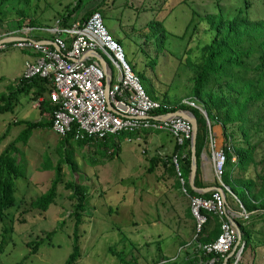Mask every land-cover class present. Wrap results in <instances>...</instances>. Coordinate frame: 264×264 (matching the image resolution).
<instances>
[{
	"label": "rangeland",
	"instance_id": "obj_1",
	"mask_svg": "<svg viewBox=\"0 0 264 264\" xmlns=\"http://www.w3.org/2000/svg\"><path fill=\"white\" fill-rule=\"evenodd\" d=\"M74 3L75 0L0 1V38L26 23L49 25ZM95 6L112 37L120 40L124 57L138 73L142 87L149 86L157 98L173 104L190 94L205 53L204 44L213 34L207 15L219 12L230 18L239 13L250 21L264 19V0H82L67 21L78 19ZM160 19L165 36L158 44L149 21ZM250 33L256 37L253 40L260 39L256 31ZM25 54L30 56V50L10 43L0 50V93L14 87ZM245 59L250 64L257 62L255 52ZM219 87L226 90L222 82L206 84V89L215 92ZM31 97L29 93L21 94L16 105L0 112V135L6 132L0 140V151L19 138L27 126L25 121L43 123L48 118L46 111L31 106ZM253 104L255 107L249 108L262 115L248 128L253 150L244 175L255 179L257 186L262 180L257 175L264 174V105ZM217 127L216 122L211 124L213 135ZM227 127L233 135L232 143L237 139L244 145L235 124ZM141 134L137 139L134 135L111 133L104 144L100 140L91 144L69 140V150L51 127L39 124L31 127L25 143L16 140L13 144L18 157L23 153L25 176L15 178L14 203L4 209L0 219V264L63 263L71 250L73 234V218L68 212L77 200L71 195L69 182L82 186L87 194L78 227L79 254L71 264H182L195 251L194 246L184 244V235L192 234V219L186 195L176 187L168 164L161 162L171 153L174 139L166 130L149 132L146 137ZM183 151L186 153V146ZM207 152L209 159L202 165L211 172L209 145ZM64 155L68 159L60 164L53 200L44 210L34 207L30 202L49 187L55 163ZM152 156L160 157V161L148 170ZM212 181H217L214 175ZM225 199L231 207L238 208L227 191ZM252 223L239 264H264V216L254 217ZM51 229L54 231L47 235ZM40 236L43 240L32 252ZM163 257L171 260L163 261Z\"/></svg>",
	"mask_w": 264,
	"mask_h": 264
},
{
	"label": "built area",
	"instance_id": "obj_2",
	"mask_svg": "<svg viewBox=\"0 0 264 264\" xmlns=\"http://www.w3.org/2000/svg\"><path fill=\"white\" fill-rule=\"evenodd\" d=\"M7 43L33 53L31 59L24 61L18 76L47 79L48 97L55 105L50 127L57 135L71 132L74 140H83L107 137L111 133H132L138 139L144 131L166 130L177 144L190 140V121L172 112L170 102L145 92L137 72L124 57L121 44L108 31L99 10L91 11L82 20L62 21L57 17L49 25L26 23L0 38V50ZM93 49L102 56V63L84 56ZM180 102L203 112L193 95L181 97ZM204 118L211 169L218 185L204 195L189 194L178 160L183 152L170 153L174 176L180 192L187 197L193 219L192 235L184 244L194 246L199 252L198 262L202 264H218V261L226 264L227 260L229 264H239L244 241L235 219L245 217L247 212L229 185L220 179L227 153L231 161L235 160L232 135L226 129L218 142L207 116ZM225 191L236 200L238 208L226 201ZM212 216L217 221L218 231L213 238L202 240L201 236L206 235L201 232L202 227ZM163 258V261L171 260Z\"/></svg>",
	"mask_w": 264,
	"mask_h": 264
},
{
	"label": "trees",
	"instance_id": "obj_3",
	"mask_svg": "<svg viewBox=\"0 0 264 264\" xmlns=\"http://www.w3.org/2000/svg\"><path fill=\"white\" fill-rule=\"evenodd\" d=\"M81 2L82 0H75L73 6L61 16V20L66 21L69 15L79 8ZM93 10H99V7L95 6L87 10V12L78 17V20L84 19ZM207 22L210 28L213 29V34L210 40L204 44L205 53L194 76L189 95H194L198 99L199 105L206 112L210 126L214 122H219L224 132V130L229 128L227 125L233 123L241 135V141L244 142V145H240L238 140L236 139L235 141L234 139L233 147L235 160L231 161L230 154L227 153L224 169L220 179L229 185L230 190L238 198L247 212L245 217L242 216L235 219L245 247L251 236L250 230L253 224L252 219L256 216H264V174L257 175V177L262 178L257 186L255 179L244 175V172L247 169V164L251 161L253 150V147L249 144L248 128L254 124V120L259 115H262L254 112V108L251 109L249 106L255 107L253 104L254 102H256L257 105H264V19L250 21L245 15H239V13L230 18H225L219 12H215L207 15ZM149 25H151L152 29L155 31V38L157 39L156 42L158 44L161 43V39L165 36L162 19L159 21L150 20ZM252 30L256 31L257 34L260 35V39L257 41L253 40L256 37L254 34L250 33ZM116 40L120 43L118 38ZM254 42H256L257 45L254 44ZM251 52H255L257 62L250 64L246 61L245 57H248ZM209 81L216 84L222 82V84L226 87V90L221 89V87H219L218 92L206 89V84ZM46 82L47 79L40 76H33L29 79H24L21 76H18V82L15 88H10L7 92L0 93V112L11 109L14 104L13 100L21 94H26L28 89L32 86L38 87L34 90V94H39L42 88L41 85ZM144 90L149 96L157 98L152 94L149 86L145 87ZM171 104L172 110L177 108H186L189 109L195 116L197 123L194 147L196 169L193 184L195 186H200L199 181L197 180L199 153L207 147V127L205 118L197 107L189 106L180 102V98L174 104ZM54 107L55 105L51 102L47 101L43 103L42 111H46L49 114L48 118L43 123H41L40 120L25 121L27 126L22 129L19 138L15 137V139H12V141H10V143H8V145L0 151V219H2L4 209L14 203L13 190L15 178L17 176H25V160L23 153L20 152V156L18 157L15 151L16 146L13 143L16 140H20L25 143L30 134L31 127L38 126L39 124L50 127V117ZM5 135L6 132H2L0 140ZM127 135L131 136V133H128ZM58 136L60 140L59 142H61L62 146H65L67 143V147L64 148L70 150L68 147L69 140H74L71 137V132ZM105 138L106 137L95 139L87 138L75 141L81 142V144L85 142L91 144L92 142L100 140L104 144ZM188 143V140H185L182 144L174 143L173 150L171 151H178L180 147L186 146V153H180L178 159L183 175H186L190 170V152ZM66 159H68V156L64 155L56 161L55 174L50 181L49 187L40 195L35 197L30 202L31 205L40 210H44L53 200L55 196L56 183L60 179V164ZM159 161L160 157H150L148 170H152ZM161 162L163 164H168V168L174 176L175 174L170 154L165 155ZM174 183L179 189L176 178ZM216 185H218V182ZM68 186L72 189L71 195L75 196L77 200L73 205V209L68 212V215L73 218L72 244L71 250L62 264H71L78 257V227L82 221V210L84 208L85 198L87 197L86 189L82 186H76L74 182H69ZM185 187L189 194L204 195L208 192L195 191L188 184L186 179ZM187 212L188 214L190 213L188 206ZM248 220H251L249 225L246 224ZM63 221L64 219L62 222ZM216 227V219L213 216L208 217L201 230V232H206V235H202L201 239L209 240L213 238L218 231ZM53 231L54 229H51L46 233L49 235ZM42 240L43 238L40 236L34 241L31 248L32 252L35 251L37 244ZM111 253L115 254L113 250H111ZM201 257L203 256L201 255ZM164 264L175 263L173 261H168ZM182 264L202 263L198 262V258L188 256L184 258ZM218 264H221L220 261H218ZM226 264H229V260L226 261Z\"/></svg>",
	"mask_w": 264,
	"mask_h": 264
},
{
	"label": "crops",
	"instance_id": "obj_4",
	"mask_svg": "<svg viewBox=\"0 0 264 264\" xmlns=\"http://www.w3.org/2000/svg\"><path fill=\"white\" fill-rule=\"evenodd\" d=\"M31 52V51H30ZM84 56H91L93 58H95L97 61H99L100 63L103 62V59L101 58L102 56L98 53L97 49H93V50H88L84 53ZM101 56V57H100ZM33 57V53L31 52V55L29 56L28 54H25V56L23 57V63L26 59H31ZM23 63L22 65L19 67V69L17 70L16 72V77H17V80L14 81V87L15 88L17 86V82H18V75L22 69V66H23ZM41 92L39 94H34V90L37 89L38 87H35V86H32L28 89V92L27 94H31L33 95V98L31 97L30 99H32V102H31V106L32 107H37L39 109V111L42 112V104L45 103V102H50V99L48 97V89H49V84L48 82H46L45 84L41 85ZM8 91V90H7ZM153 94V93H152ZM154 95V94H153ZM155 96V95H154ZM156 97V96H155ZM36 98V99H34ZM13 106L16 105V99L13 100ZM12 106V107H13ZM17 121V120H16ZM218 125L217 129H216V133H215V137H216V140L219 142L221 140V136H222V133H223V128L221 126L220 123H216ZM150 131H144L142 132L143 134H141L143 137L147 135V133H149ZM131 135H135V134H132ZM232 135V134H231ZM175 143V142H174ZM174 143H173V146H172V150H173V147H174ZM67 146V143L65 144ZM207 147H208V144H207ZM207 147L205 148V150H201L200 153H199V160H198V172H197V180L199 181V185L200 186H195L193 184V180H194V176H195V170H194V174L192 176V180H191V184L194 185L195 187H202L204 189V191H198V192H205V191H208L210 188L216 186V183H214L212 181V175L213 173L212 172V169H211V172L209 170H207L206 167H204V165H202L203 163L206 164L207 163V160L209 159L208 157V152H207ZM188 148H189V143H188ZM171 150V151H172ZM184 146L183 147H180L178 149L179 152H184ZM201 158V160H200ZM196 163V161H195ZM195 169H196V166H195ZM190 171V170H189ZM184 178L187 180H189V172L186 174V175H183ZM189 184V183H188ZM195 190V189H194ZM197 191V190H195ZM225 194V193H224ZM234 208V207H233ZM190 214V213H189ZM190 217L192 219V216L190 214ZM216 225H217V221H216ZM191 228L193 229V219H192V225H191ZM217 228V227H216ZM189 230V229H188ZM218 230V229H217ZM190 233V232H188ZM191 233L190 234H186L184 235L185 238L189 239L191 237ZM183 240V239H182ZM189 254V253H188ZM198 254L199 252H196V251H193L191 254H189L188 256H194L196 258H198ZM186 258V257H185Z\"/></svg>",
	"mask_w": 264,
	"mask_h": 264
},
{
	"label": "water",
	"instance_id": "obj_5",
	"mask_svg": "<svg viewBox=\"0 0 264 264\" xmlns=\"http://www.w3.org/2000/svg\"><path fill=\"white\" fill-rule=\"evenodd\" d=\"M198 110H199V108H198ZM172 112H174L175 114H178V115H180V116L188 119L190 121V123H191V126H192V136H191V138L189 140L190 171H189V180H188V183H189V185L193 189H195L197 191H204V189L202 187H195L194 185L191 184L192 183L191 182L192 176L194 174V170H195V166H196V163H195V154H194V147H195V135H196L197 123H196L195 116H194V114L189 109H186V108H177V109L173 110ZM201 113H202L203 116L206 115V112H205L204 109H203V112H201ZM233 223L235 224L234 221H233Z\"/></svg>",
	"mask_w": 264,
	"mask_h": 264
}]
</instances>
